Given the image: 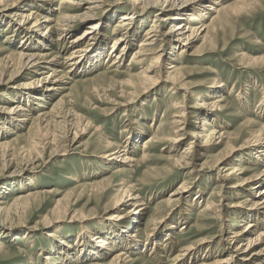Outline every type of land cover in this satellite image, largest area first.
Wrapping results in <instances>:
<instances>
[{"label": "rangeland", "instance_id": "rangeland-1", "mask_svg": "<svg viewBox=\"0 0 264 264\" xmlns=\"http://www.w3.org/2000/svg\"><path fill=\"white\" fill-rule=\"evenodd\" d=\"M73 1L80 4L74 3L75 8L68 10L69 13H74L75 9L83 12L92 4L83 0ZM233 2L235 0H204L203 5L214 4L213 6L219 8ZM97 4L89 18L77 22L70 28V33L62 38L58 35L57 28L46 31L47 25L43 24L38 30H33L32 22L20 20L21 14L37 10L44 15L52 14L53 17H58L65 11L64 8L69 6L64 4L63 0H5L0 3V62L4 64V59L9 55L15 56L12 58L14 61L18 60L16 55L25 48L23 45L28 49L23 51L36 50L50 55L40 62L37 68L23 69L16 75L11 74L14 67L11 69L0 66V121L5 122L9 129L1 130L3 123H0V143L12 140L14 151L24 149L21 155L15 153L11 160L0 158V202H3L0 206L8 207L19 194L29 191L35 194L30 200L31 208L26 213H16L14 209L10 215H7L6 211L0 213V264H93L97 261L107 264L115 251L118 252L121 248L116 246L118 239L114 232L124 228L129 229L132 236L136 234L142 243L140 249L129 251L130 257L138 261L136 264L177 263L176 255L186 245L201 238L210 241L198 245V250L193 256L194 261L185 264H202L203 261H212L216 257H229L232 249L220 245L221 222L213 211L203 212L209 201L217 202L221 198L217 194L219 190L215 191L219 184L217 181L219 168L207 165L213 163V154L222 147L211 144L206 149L205 146L198 145L200 139H194L196 141L194 148L189 150H193V154L198 156L195 167L175 165L168 157L183 154L182 151L190 146L193 139L189 133L200 132L190 124L189 127L186 126L184 137L175 144L164 141L150 144V147L145 149L143 145L147 136L157 131L158 127H166V122L172 120L174 103H188L194 108L205 109L204 104L210 103L214 97L223 95L229 102L228 108L210 112L212 114L206 121L209 120L212 125H207V129L210 131L215 127L231 134L229 144L231 148H235L233 157L252 167V171L246 176L263 170L264 160H256L257 153L243 147L242 143L251 138L248 131L260 130L261 124H264V0L242 5L238 9V14H234L233 22L220 29L215 37V44L207 46L200 54L191 53L201 45V41L188 46H184V40L172 41L174 44L170 41L163 42L164 65L171 62L167 60V56L175 58L179 56L182 48L188 50L181 56L185 55L189 60L182 64L177 63V66L186 68L183 71V85L159 81L147 91L135 94H132L134 90L129 85L123 83L127 81L129 75L137 74L143 69L142 65L134 64L131 59L139 42L145 38L147 29L154 23L156 8L146 11L138 6L137 10H134L132 0H102ZM203 8L205 7L202 6L200 9ZM126 12H133L134 20L129 28L128 26L116 28L120 16ZM214 14L216 13L210 10L209 17L205 20L210 21V16ZM96 22H99V29L94 36L86 40V44L83 43L81 49L87 50L80 51L83 53L79 52L80 54L77 53L74 57L77 59L79 56L84 57L82 62L71 69L68 68V64L63 68L61 64L59 66L50 61L59 55L60 62H69L65 57H68L74 48L71 39ZM198 22L194 20L192 25ZM170 27L171 22L167 21L160 25L159 29L164 32ZM124 32H129L130 44L125 49L126 54L122 62L111 67L109 65L111 59L123 48V44L122 46L117 44L119 48L112 55L114 40ZM131 32L136 34L131 35ZM39 34H42L44 40L39 38ZM103 45L102 58L98 63H94L91 55L95 48L101 46L103 48ZM54 70L61 71L57 72L58 75H67L62 81L63 84L66 83L67 89L55 90L50 96L49 94L41 96L46 89L44 83L38 84V79L48 76ZM32 81L31 89H26L25 84ZM141 81L142 78L138 82ZM215 83L218 85H214ZM28 91L34 95L36 93L37 98L28 97ZM61 97L64 98V102L57 110L59 117L55 114L49 117L50 123L45 128L48 129L41 131L43 137L36 141L39 144L32 148V141L39 138L34 137L29 129L33 118L39 113L52 112L54 104ZM18 104L29 111L25 110L20 114L7 112L10 106ZM66 110H70L76 116V122L80 119L91 124L76 140H73L74 132L64 135L63 124H57L65 117ZM25 116H31V119L19 120ZM191 120L195 122L194 118H190ZM141 127L144 129L142 132L139 130ZM12 130L17 134L9 133ZM138 130L141 134L138 135V141L132 142L134 152L130 154L136 161L126 166L107 157L106 154L110 152L106 147L107 141L114 145L127 146L130 135ZM243 131L248 134L242 136ZM46 134L59 135L61 140L46 143L43 139ZM143 150L148 154L146 159L143 158ZM183 181L187 182V192L182 194L179 206L170 210L164 201ZM122 183L134 185L141 194V199L149 206L138 223H134L132 214L120 222L113 218L119 212L111 202ZM251 187L254 188L221 190L220 194L227 196L222 197V201L230 206L234 205L229 208L247 211L246 214H249V217L244 218L240 211L237 214L227 212L225 217L229 219H226L223 230L243 229V224L249 221H264V212L256 215V212L250 210L249 204L235 205L245 198L255 197L258 190L264 187V182ZM56 207L60 209L59 213L54 212ZM127 211L123 213L126 214ZM183 212L186 213L183 215ZM162 216H165L164 219L158 226H154L153 222L157 218L160 220ZM241 222L243 224L239 225ZM183 224L187 225L184 230L181 229ZM136 228L139 230L135 231ZM149 230L152 234L148 237L146 233ZM112 231L114 232L111 233ZM168 232H172L173 237L171 239L168 236L170 240L165 241ZM105 237L117 249H112L104 259L96 261V257L80 255L81 250L85 249L93 252L91 250L94 248L93 245L98 244L95 242ZM61 240L66 241L68 246ZM159 241L168 243L164 246L166 252L156 256L153 242ZM209 247L212 248L211 251ZM71 251L73 255L70 260L59 261ZM48 253L51 256L50 262L45 260ZM234 257L236 259L234 264L244 262L240 259L244 254L237 257L234 253Z\"/></svg>", "mask_w": 264, "mask_h": 264}, {"label": "bare ground", "instance_id": "bare-ground-1", "mask_svg": "<svg viewBox=\"0 0 264 264\" xmlns=\"http://www.w3.org/2000/svg\"><path fill=\"white\" fill-rule=\"evenodd\" d=\"M4 1L5 0H0V3H3ZM83 1L92 3L91 5L87 7V10L83 12H80V10L75 9L74 13H69L68 10L75 8V6H73L74 3L75 5H79L80 2L78 3V2H74L73 0H63V3L69 6L64 8L65 11L58 17H53L52 14L44 15L37 10V11H32V12L28 11L29 13H24V14L19 13V15L21 14V17H22L20 21L24 20L26 23L32 22L31 27L33 30L34 29L38 30V28L42 26L43 24L47 25L46 31H52L53 28H57L58 35L61 36L62 38H65L70 33V28L73 25H75L77 22H79L80 20H83V19L85 20L86 18H89L90 13L93 12V9L98 6L97 3L102 0H83ZM132 1L135 7L133 8L134 10H137L136 7L138 6L139 7L141 6L143 10H146V11L156 8V11L154 14V23L152 24L151 28L147 29L145 33L146 35L145 38H143L139 42V45L137 46V49L134 51L132 59H131V61L134 64L142 65L143 69L141 70V72H138L137 74L129 75V78L127 79V81L123 83L124 85H129L134 90L132 94H135L138 92L139 93L145 92L151 87H153L155 84H157L159 81H162V83L164 82V83L171 84V85H176V84L183 85L182 83V80L184 77L183 71H185L186 68L177 66V63L179 62V64H182L186 60H189L187 59V57H185V55L181 56L183 53L187 52L188 50L182 48L181 52L179 53V56L175 58H172V56H167V60L171 62L168 63V65L167 64L164 65L163 60L165 58L163 59V57H164V52H165V49H164L165 46H163L164 45L163 42L166 43V41H170L172 43V41L184 40V43H183L184 46H188V45H192L196 41H201V45L198 46L194 50L193 53H191V54H195V53L200 54L205 50V48H207V46L215 44V37L219 34L220 29L226 27L227 25L233 22V18L235 16L234 14H238V9L242 5L256 2V0H235V2L233 3L227 4L224 6L221 5L219 8L218 7L216 8L215 6H213L214 4L211 6L203 5L204 0H132ZM216 3L219 4L218 1ZM202 6L205 8L201 10L200 8H202ZM210 10L214 11L216 14H214L213 16H210V19H209L210 21H206L205 19L209 17ZM134 16L135 15L133 12L132 13L126 12L122 14L120 16V20L117 21L118 24L116 28H120L122 26H128L129 28L130 23H132V21L134 20ZM142 20L145 21V19H142ZM194 20L195 21L197 20L199 22L196 25H192V22ZM167 21L171 22V27L167 31L161 32L159 29L160 25H164L165 22ZM51 23L53 25H51ZM98 29H99V22L91 23V25L88 26L84 30V32L77 34L74 38L71 39L72 41L71 43H74L72 44L74 45V48L72 49L71 54L68 57H65L70 63L60 62L58 59L60 57L59 55L57 56L53 55L54 57L53 58L51 57L52 59L50 61L59 64V66L61 64L63 68L64 66L66 67L69 65L68 68L73 69V66L78 65V63L82 62L84 58V57L79 56L77 59V58H74L75 55L79 53L80 51L87 50V48L81 50L83 47V43H85L86 40L90 38L91 36H94V34L97 32ZM136 32L135 33L131 32V35L136 34ZM44 33L45 32H43V34ZM128 33L129 32H124V33H121L117 38L115 37L116 39L114 40V44L112 46L113 51L111 54L113 55L114 52L119 48L117 44H120L119 46H122L123 44V48L121 49L120 53L117 52V55H114L113 56L114 58L111 59V62L109 64L111 65V67L118 66V64L122 62V60L124 59V56L126 54L125 49L128 47L127 45L130 44V40L128 39ZM41 35L39 34V38L44 40ZM23 47H25L24 48L25 50L27 49L26 46L23 45ZM24 49H22L16 55L18 57V60L14 61L12 58H14L15 56L13 57L9 55L4 59V64L0 62V66L3 65L4 68L11 67V69L14 67L13 68L14 72L11 74L15 73L16 75L20 73L23 69L32 70V69L37 68L40 62L44 61L46 57L48 56L50 57L49 54L44 53V52L40 53L36 50L33 52L23 51ZM103 50H104V45H103V48L102 46L100 48H95L93 54L91 55L94 63H98L100 61V58H102ZM108 57L109 56H107V58ZM184 57L186 58L185 60H184ZM107 58H105L106 61H107ZM132 62H130V65L132 64ZM60 70H54L52 73H49L48 76L40 77L38 79V84L41 85L42 83H44L43 86L46 89V92L41 93L42 95L39 93L41 96H44L45 94L46 95L49 94L48 96H50V94L53 95V92H55V90L57 91L60 89L61 90L67 89L65 85L66 83L63 84L64 82H62L64 81L67 75H64V74L58 75L57 72H61ZM140 78H142V81L138 82ZM57 84H60V85H57ZM30 85H33V81L26 83L25 88L31 89L32 86ZM214 85H218V84L215 83ZM220 85L221 84H219V86ZM28 92H29L27 93L28 97H35V99L37 98L36 93L34 95L33 92L31 91H28ZM63 97H61L54 104V108L51 110L52 112L39 113L37 117L33 118V123L31 124L29 129L30 131L33 132L32 135L34 137L38 136L39 138H36L37 140L32 141V148H34L35 145H38L39 143L36 141L41 140V137H43L41 131L48 129V128L47 129L45 128L50 123L49 117H52L51 116L52 114H55L57 116L59 115L57 113V110L63 105V102H64ZM20 104L13 106V107L10 106V108L8 107L9 109L7 110V112L9 114H20L22 113V111H25V110L29 111L26 107H22V105ZM228 105H229V102L223 95L214 97V99L210 101V103L204 104L205 109L207 110L194 108L193 106H190L188 103H184V104L174 103L175 110L173 111L172 120L166 122L165 124L166 127H163V128L158 127L157 131L155 130L153 134H151L150 136H147L144 140L145 144L143 145V149L149 148L150 144L161 143L164 141H169L175 144L176 142L180 141L184 137L185 130H187L186 126H188L189 124L193 125L195 129H199L200 132L193 131L192 133H189V135H191L193 139L191 140L190 146L184 148V150L182 151L183 154L179 156L172 155L168 157L170 160H173L175 162V165L179 167L180 166L181 167L182 166L183 167H186V166L195 167L194 165L196 164V160L198 159V156H195L193 154V150H189V149L194 148V143H196L194 139L196 140L200 139L198 145L200 146L203 145L206 147V149H208L210 147L209 145L211 144L216 145V146H221L222 148H220L216 153L213 154V159H212L213 163L209 165H207V163H204L205 165L209 167L219 168V172L217 174L218 175L217 181L219 184H218V187L215 188V191L219 190L217 194H219L221 198L217 202H215L214 200L212 201V203H210L211 201H209L208 203L206 202L207 204L204 206L203 212L213 211L215 213L216 217L219 219V222H221V230L219 233L220 245H222L221 247L225 246L227 248L232 249V252L230 253V256L227 258L216 257V259H213L212 261L210 260L203 261L202 264H234L236 260L234 257V253H236L237 257L240 255L243 256L244 254V257H240V259L244 261L242 262V264H256L257 262L264 264L263 263L264 262V221L263 222L249 221L245 224L241 222L239 225L243 224L244 226L243 229L235 228V229H228L227 231L223 230V226L226 225L225 221L228 218V217L227 218L225 217L227 212L231 211V213L237 214L240 211V214L244 218L249 217V214H246L247 211H241L240 209H236V208L235 209L229 208L234 205L230 206L229 204L224 203L222 201V197L226 198L227 196H225L224 194H220L222 193L221 190L224 188L225 189L230 188L232 190H241L246 187H249V189L250 188L253 189L254 187H251V186H255V185L257 186L258 184L261 185V183L264 182V168L263 170H259L258 172H254L251 175L246 176L247 173L252 171V167L246 166L245 164L241 163V160L233 157L235 148L230 147L229 142L232 136L229 132L218 130L215 127L210 129V131L209 129H207V125H212L211 122H208L209 120L206 121L207 117L209 118V116L212 114L210 112L214 110L228 108ZM65 113H66L65 117L62 116L63 117L62 121L57 122V124L59 125L63 124V128H64L63 134L64 135H68L74 132L75 135H74L73 140H76L77 138H79L80 133L88 130V127H90L91 124L89 123V121L88 122L85 120L82 121L80 119H79V122H76V116H74L70 110H66ZM30 117L31 116L29 117L25 116L23 118H20V119L18 118V119L20 121H27L31 119ZM190 118H194L195 122H192L193 119L190 121ZM0 123H3V125H1V130L3 131L9 130L7 127L8 125L6 126L5 122L0 121ZM35 124L38 126L35 127L36 126ZM152 126L153 124H151V127ZM139 130L140 132L144 131L142 127ZM139 130L133 133L132 135H130L128 139L129 145L127 144V146L120 145V144L114 145L111 142L107 141L106 147L109 148V151H110L108 154H106L107 157H110L111 160L115 159L116 161H119L120 163L126 166L130 165L131 162L136 161L135 157H133L130 154L134 152V149L131 146L132 142L135 143L136 141H138L137 140V138L139 137L138 135L141 134ZM248 132L251 133L249 134L251 138H247L242 143V146L248 147L249 149L252 150V152L257 153L255 155L256 160L257 159L264 160V124H261L260 130L251 131V132L248 131ZM9 133L17 134L15 130H12V132H9ZM244 134L247 135L248 133L246 131H243L241 135L243 136ZM48 135L46 134V136L43 138L46 141V143L47 142L52 143L57 140H58L57 142H59V140H61V138H59V135H51V136L50 135L48 136ZM58 151H59V147H58ZM23 152H24V149H22L21 151L20 150L14 151V145L12 143V140H6L0 143V156H1L0 158L2 159L11 160L15 156V153L21 155ZM143 158L145 159L148 158V154H146L145 151H144ZM229 161H231L230 164H226ZM232 161L233 163H236V164H233ZM207 166H204V167H207ZM186 184L187 182L183 181L182 184L176 190H173L171 194H169L170 196L165 199L164 203L168 207H170V210L176 206H179L180 202L182 201V194H186L187 192ZM140 195L141 194H139V192L137 191V188L134 185H127V183H122V185L117 189V193L114 196L113 201L111 202L113 207L118 210L117 212H119L113 218H116L115 220H118L120 222V220L132 214L134 218V223L140 222L142 220L143 215L146 214L148 207H149L148 204L146 205L145 201L141 199ZM34 196L35 194L30 191L25 194H19L18 196H15L13 198L12 203L9 204L8 207H3L4 205L0 206V213H2L3 211H6L7 215H10L12 214L13 209L15 210L16 213H26L31 208L30 200H32ZM0 203H3V202H0ZM241 203H244L247 206L251 205L250 210L253 212H256V215L259 214V212L260 213L264 212V187L259 189L258 193L252 199L245 198L243 199L242 202L240 203L238 202L235 205H240ZM57 208L58 207L54 209V212L59 213L60 209H57ZM124 211H127L126 212L127 215L123 213ZM185 213L186 212H183L182 214L184 215ZM164 217L165 216H162L160 220L157 218V220L153 222L154 226H158L160 222L164 219ZM186 226L185 224H183L181 226V229L183 230L186 229L187 228ZM171 227L173 228L174 226H171ZM130 229H132V226H130ZM138 230L139 229L136 228L135 231H138ZM149 231L146 233L147 236L148 235L151 236L152 234L151 231L150 232ZM113 232L114 231H112L111 233ZM130 232L131 231L126 228L121 229V231L117 230L114 232V235H116L115 236L116 239H118V241H116L117 243L116 246L117 247L121 246V248L118 249L119 251L117 250L118 252L115 251L113 257L107 264H136L138 263L137 260H134L130 257L129 251L130 250L135 251V250L140 249L142 247V243L138 239V236L136 234L132 236V233ZM171 233L168 232L166 234L165 241H169L170 237L172 239L173 234ZM148 237L146 238V240L148 239ZM161 241H159L158 243H155L156 241L153 242V248L156 249V256L160 255L161 253L166 252V250H164V246H166L168 242L163 243ZM209 241L210 239L201 238L195 243L186 245L176 255L175 260L177 263H173V264H185V263H189V261L190 262L194 261L193 256L196 254V251L198 250V245H201ZM61 242H64V244L68 246V243L66 241L61 240ZM95 243H98V244L97 246L93 245L94 248L91 249L93 250V252H89L88 250L84 248L85 250H81L80 255L96 257L95 259L97 261V260L104 259V257L110 251H112V249L113 250L115 248L117 249V247L113 246L114 244L112 245L110 243V240H108V238L106 237L105 239L103 238V240H98ZM62 245L63 244L61 243V246ZM0 246H1V242H0ZM158 246L160 248H158ZM211 249L212 248H210L209 251H211ZM72 255H73L72 251L67 252L65 256H63V259L62 258L60 259L58 258V259L59 261H64L66 259L70 260ZM50 258H51L50 253H48L45 256V260L50 262L51 260ZM154 259H156V257ZM93 264H106V263H100V261H97V262H94Z\"/></svg>", "mask_w": 264, "mask_h": 264}]
</instances>
